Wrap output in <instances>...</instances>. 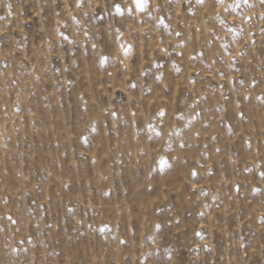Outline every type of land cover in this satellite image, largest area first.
<instances>
[{
	"label": "rangeland",
	"instance_id": "1",
	"mask_svg": "<svg viewBox=\"0 0 264 264\" xmlns=\"http://www.w3.org/2000/svg\"><path fill=\"white\" fill-rule=\"evenodd\" d=\"M0 264H264V0H0Z\"/></svg>",
	"mask_w": 264,
	"mask_h": 264
},
{
	"label": "snow or ice",
	"instance_id": "2",
	"mask_svg": "<svg viewBox=\"0 0 264 264\" xmlns=\"http://www.w3.org/2000/svg\"><path fill=\"white\" fill-rule=\"evenodd\" d=\"M200 2H202V0H200ZM219 2V0H218ZM136 6L137 8H141L142 7V0H135ZM117 12L119 13V8L117 7ZM128 49H125V52L127 53ZM161 166L164 167L166 166L164 161H161Z\"/></svg>",
	"mask_w": 264,
	"mask_h": 264
}]
</instances>
